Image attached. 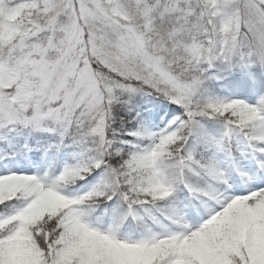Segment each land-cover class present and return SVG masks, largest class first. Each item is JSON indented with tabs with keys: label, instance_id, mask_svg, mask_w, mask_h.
I'll return each mask as SVG.
<instances>
[{
	"label": "snow or ice",
	"instance_id": "1",
	"mask_svg": "<svg viewBox=\"0 0 264 264\" xmlns=\"http://www.w3.org/2000/svg\"><path fill=\"white\" fill-rule=\"evenodd\" d=\"M0 264H264V0H0Z\"/></svg>",
	"mask_w": 264,
	"mask_h": 264
}]
</instances>
